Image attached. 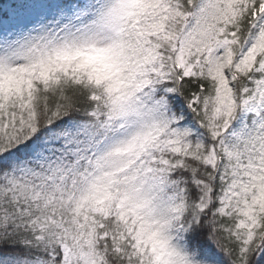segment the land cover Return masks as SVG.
I'll return each mask as SVG.
<instances>
[{
  "label": "snow or ice",
  "instance_id": "6c2138e0",
  "mask_svg": "<svg viewBox=\"0 0 264 264\" xmlns=\"http://www.w3.org/2000/svg\"><path fill=\"white\" fill-rule=\"evenodd\" d=\"M0 264H264V0H0Z\"/></svg>",
  "mask_w": 264,
  "mask_h": 264
}]
</instances>
